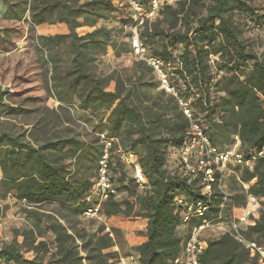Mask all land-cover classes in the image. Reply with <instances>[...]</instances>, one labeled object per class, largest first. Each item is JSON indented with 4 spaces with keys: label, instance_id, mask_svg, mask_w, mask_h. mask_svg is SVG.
I'll use <instances>...</instances> for the list:
<instances>
[{
    "label": "trees",
    "instance_id": "16d2710c",
    "mask_svg": "<svg viewBox=\"0 0 264 264\" xmlns=\"http://www.w3.org/2000/svg\"><path fill=\"white\" fill-rule=\"evenodd\" d=\"M0 20L5 23L0 52H13L26 38L37 56L44 95L43 102L25 97L9 104L0 87V200L9 196L30 208L24 210L29 228L22 242L2 245L0 264H118L111 249L124 242L122 223L142 220L144 230L129 238V255L138 264H172L184 244L177 228L184 226L188 236L202 223L182 225L175 199L195 202L205 196L197 177L182 176L168 161L185 143L188 121L152 70L135 59L130 68L97 70L108 48L115 57H132L126 0H0ZM52 27L60 32L52 33ZM83 28L90 31L79 35ZM262 29L264 8L257 0H175L160 7L139 33L151 55L176 64L174 87L182 98L193 99V118L211 144L226 149L236 136L246 156L264 148V49L259 53L245 36ZM49 97L56 108L45 105ZM101 134L112 142L109 181L117 196L101 206L105 225L90 232L77 223L88 207ZM116 148L137 155L146 184L135 183ZM233 178L249 184L248 194L256 198L247 236L264 243V159L252 171L233 169ZM210 198L207 220L221 196L214 190ZM47 205L54 211L40 213ZM47 233L49 242L43 239ZM206 240L199 264H256L228 235Z\"/></svg>",
    "mask_w": 264,
    "mask_h": 264
},
{
    "label": "built area",
    "instance_id": "2783aa9c",
    "mask_svg": "<svg viewBox=\"0 0 264 264\" xmlns=\"http://www.w3.org/2000/svg\"><path fill=\"white\" fill-rule=\"evenodd\" d=\"M126 2L130 10V22L125 27V31L129 35L128 43L132 57L144 62L152 70L159 82V88L176 99L182 114L188 121L186 141L172 151L169 163L174 161L175 168L178 167L182 176L197 177L202 185V195L205 196L203 200L195 202H189L181 197L175 199L174 206L182 225L189 224L193 219H201L202 223L200 226L191 228L179 256L173 260L172 264H199V257L207 247V240L203 238L205 232L212 233L213 237L230 236L247 251L248 257L254 259L256 264H264V243H259L255 238L247 236V221L256 204V198L248 194L249 184H244L242 188L246 203L240 213L233 217L232 211L228 209L231 196L226 188L232 170L252 171L257 161L264 159V148L246 156L240 151V142L236 136L233 145L226 149H219L211 144L201 124L193 118L191 108L193 99L182 98L178 94L171 81L169 64L151 55L139 36L141 28L157 17L160 7L169 3L167 0H148L146 5L138 0H126ZM210 63L212 64V61ZM181 87L184 90V86L181 85ZM99 140L103 150L90 193L85 199L88 207L82 218L105 225L101 206L109 198L117 196V193L109 181L112 142L105 139L103 134L99 135ZM114 153L120 162L130 169V174L139 187L146 184L136 154L123 151L121 148H116ZM214 190L219 193L221 199L217 211L213 213V218L207 220L205 216L211 210L210 197ZM105 231L109 232L108 228H105ZM118 264L138 263L135 256L128 255L119 257Z\"/></svg>",
    "mask_w": 264,
    "mask_h": 264
},
{
    "label": "rangeland",
    "instance_id": "374dc122",
    "mask_svg": "<svg viewBox=\"0 0 264 264\" xmlns=\"http://www.w3.org/2000/svg\"><path fill=\"white\" fill-rule=\"evenodd\" d=\"M174 1L175 0H167L169 4H172ZM257 2L264 8V0H257ZM3 26H5V23H2L0 20V29H2ZM25 28H27V26ZM52 30V33L60 32L58 27H52ZM77 32L79 35H82L83 32L88 31L78 30ZM33 33L34 35L40 34L36 28ZM125 35L126 33L122 32L121 40L126 41V38H124ZM245 36L255 43L259 53L264 49V29L250 31L249 33H246ZM133 59L134 58L128 54L115 57L112 49L108 48L106 54L97 60L96 66L98 72L108 74L114 69L130 68L134 61ZM35 60L37 61L35 51L33 48H30L26 38H21L17 41L16 49L13 52H0V87L8 92L5 96L7 97L6 103L12 104L13 102H18L19 98L25 97H35L39 98L40 102L44 101L43 90L39 82V75H37L38 72L36 70L37 67L35 66ZM175 65V63L170 61L168 66L169 73L171 74V81H173L172 84H174L172 73ZM176 84H174V86H176ZM108 89H112V85H110ZM9 98H11V100H9ZM45 105L49 108H56L58 103L53 97H49L46 100ZM81 121L82 119L79 118L78 122L80 123ZM87 128H90L89 125H87ZM168 161H170V159ZM226 188L228 194L231 196L228 209L232 211L233 217H236L246 203V196L244 195L242 185L236 178L231 179L230 177L227 181ZM4 206H6V209L0 218V248L2 245L10 244L13 241L20 244L22 242V232L29 228V221L24 210H29L30 208L24 203L16 202L9 196L4 201L0 200V208H3ZM263 206L264 205L261 207L262 209L264 208ZM51 211H54V206H43L41 210H39L40 213L44 214H50ZM77 225L93 232L96 230L99 223L92 220L78 218ZM212 236L213 234H210L209 232L203 234V238L205 239H212ZM43 239L48 240L49 242L52 239V236L50 233H47L46 237ZM114 248H112L111 251L116 252L113 250ZM25 257L31 258L32 255L28 253Z\"/></svg>",
    "mask_w": 264,
    "mask_h": 264
},
{
    "label": "crops",
    "instance_id": "0c3cea01",
    "mask_svg": "<svg viewBox=\"0 0 264 264\" xmlns=\"http://www.w3.org/2000/svg\"><path fill=\"white\" fill-rule=\"evenodd\" d=\"M83 30L90 31V29H86V28H83ZM145 226H146V221L144 220L137 221V222L127 221V222L122 223V227L120 228H122L123 233H124V242L121 243L118 247H115L113 249L118 253L119 257H126L129 254H131L130 251L128 250V247L130 246L129 238L133 236L134 231L144 230ZM185 232H186V228L184 226H180L177 228V234L179 237L182 238L183 243L187 239Z\"/></svg>",
    "mask_w": 264,
    "mask_h": 264
}]
</instances>
